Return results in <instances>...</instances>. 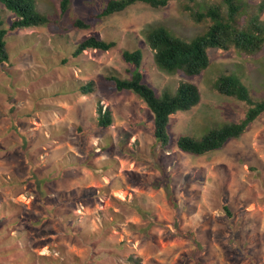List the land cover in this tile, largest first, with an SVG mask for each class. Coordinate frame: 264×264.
<instances>
[{
    "label": "rangeland",
    "instance_id": "374dc122",
    "mask_svg": "<svg viewBox=\"0 0 264 264\" xmlns=\"http://www.w3.org/2000/svg\"><path fill=\"white\" fill-rule=\"evenodd\" d=\"M110 1L72 0L62 15L58 0H36L51 22L9 33V61L0 64V264H264V114L221 151L193 156L176 143L244 119L248 105L215 90L222 74L264 101V48L212 49L200 75H170L156 66L145 30L191 42L212 25L191 12L217 5L224 15V0L138 3L98 18ZM245 2L239 21L264 0ZM3 14L9 28L12 14ZM78 18L91 28H73ZM92 34L117 45L74 58ZM137 49L158 95L183 82L201 93L198 106L171 116L166 148L156 145L146 103L108 80L130 78L123 52ZM89 82L91 94L77 90ZM100 109L111 126L99 125Z\"/></svg>",
    "mask_w": 264,
    "mask_h": 264
},
{
    "label": "trees",
    "instance_id": "16d2710c",
    "mask_svg": "<svg viewBox=\"0 0 264 264\" xmlns=\"http://www.w3.org/2000/svg\"><path fill=\"white\" fill-rule=\"evenodd\" d=\"M60 11L65 15L72 4V0H58ZM170 0H111L98 18H107L122 13L129 7L143 3L153 9L165 8ZM194 1V0H192ZM227 4V13L221 14V8L217 5L206 7L204 11L191 12L197 22L206 19L212 21L209 31L198 36L191 42L184 41L171 34L163 27L147 28L146 42L154 52L156 66L171 74L182 73L186 76H198L210 66L209 51L222 49L229 51L236 49L246 54L253 55L260 52L264 47V21L261 14L264 11V3L259 6L258 13H251V18L239 21L236 15L249 6L245 0H224ZM12 14L9 28L3 13ZM49 17L42 13L36 0H0V64L9 61L7 50V38L10 32L43 27L50 23ZM73 28L88 30L91 24L84 19L73 20ZM116 42L107 41L99 35L92 34L78 43L72 56L78 58L83 52L97 50L101 52L111 51L116 47ZM125 62L134 67L131 76L122 79L115 75L109 76L108 80L114 82L118 92L128 91L137 95L148 106V110L154 116V134L156 145L168 147L172 142L169 131L171 116L179 112H189L201 101V93L193 83L183 82L176 93L165 91L158 95L155 89L144 82L142 64L144 54L141 49L124 51ZM83 95H89L94 91V82L80 85L77 89ZM215 90L230 98L246 103L249 107L242 121L238 123L224 124L218 128L209 130L202 138L181 136L177 140V147L184 153L193 156H204L223 150L228 143L241 138L251 124L264 114V101L255 100L247 86L233 74H222L217 78ZM101 116L99 125L109 127L113 123L109 111L105 113L100 109Z\"/></svg>",
    "mask_w": 264,
    "mask_h": 264
}]
</instances>
